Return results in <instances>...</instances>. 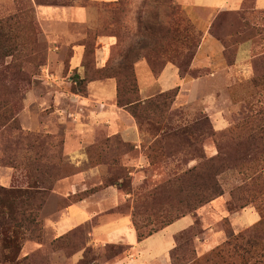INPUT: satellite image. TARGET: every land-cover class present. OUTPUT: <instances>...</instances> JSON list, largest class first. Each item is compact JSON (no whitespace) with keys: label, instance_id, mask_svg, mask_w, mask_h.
Listing matches in <instances>:
<instances>
[{"label":"rangeland","instance_id":"rangeland-1","mask_svg":"<svg viewBox=\"0 0 264 264\" xmlns=\"http://www.w3.org/2000/svg\"><path fill=\"white\" fill-rule=\"evenodd\" d=\"M125 1L129 6L124 8V12L118 9V3L114 5L111 3L112 5L108 7L103 5V2L92 0H0V19L16 17L20 22L19 26L24 27L27 24L33 29L30 35L31 56L26 54L29 46L24 31L16 27L20 57H7L0 63V103L8 101V107L18 108L16 119L21 128V136L12 143L10 140L17 133L8 130L2 133L0 130V186L26 187L29 183L39 182L51 183L52 188L56 189L55 193L49 191L40 211L41 241L26 240L22 247L21 256H29L32 264H106L113 260L108 258L107 247L110 245L104 247L90 245L85 229L82 233L73 235L72 241L66 243L64 248L53 249L51 242L58 236L48 223L57 220L64 210L61 201L66 199L64 194L68 191V181L81 182L83 172L87 170L81 164L73 163L64 149L66 140L67 150L80 142L81 138L77 137L75 129L87 124V110L76 107L73 103L81 96L87 97L91 91L94 94L97 92L98 100L107 101L114 96L112 103L116 105L113 78L88 83L85 93L74 90L77 84L75 79L83 76L81 62L80 67L71 69L72 59L76 62L74 47L93 50L97 66L95 51L99 37L111 40L108 59L112 61L116 60L119 48L134 44L136 41L134 31L137 27L135 16L139 11L142 12L141 15L148 17L149 9L139 8L143 0ZM172 1L179 8L182 19L186 20L192 29L184 31L182 27L185 25L181 21L179 29L183 32L180 33L182 35L179 36L178 43L174 40L170 44L168 42L162 45L163 49H167V53L158 50L151 56L140 57L134 63L138 97L141 101L163 89L179 86L178 94L165 119L164 152L157 151V162L151 164L147 171L150 178L143 184L132 185L129 174L132 168L126 163L125 156L133 152V144L124 141L118 135H107L100 129L101 134L97 137V143L102 152L95 153L99 163L93 164L90 161L89 164L91 166L101 164L103 167L100 184L96 185L94 192L111 183L118 185L120 180L121 193L134 194L125 201L121 199L123 212L131 202L133 204V198L137 194H142L192 167L188 166L190 161L194 160L197 164L218 152L227 166V170L219 176L224 193L218 198V202L213 204L214 207L203 205L195 211L193 218L197 221V232L184 246L188 253L201 256L221 244L231 233L243 231L255 224L261 215L264 217V79L258 77L264 74L262 58L264 35L258 31L262 29V24L255 18L256 10H250L243 17H239L237 13L230 14L223 24L214 27L211 35L223 46L221 38L224 37L227 44H231L232 41L229 40L231 36L236 32H242L241 37L244 36L245 39L241 40L236 48L238 49L245 40H250L251 50L254 48L255 53L262 56L263 63L260 60L253 61L252 51L245 64L241 61L243 57L240 52L236 55L231 49L221 54L216 51L205 57L203 56L205 44L200 50L199 46L207 21L216 7L214 4H208L209 7L203 8L199 14L195 6L200 5L202 0H186L181 5L176 0ZM41 6L74 7L75 16L78 18L87 17V14L80 10L85 8L92 12V16L89 17L91 21L83 24L48 22L46 18L48 19L49 15L37 12ZM156 9L162 16L165 6H157ZM124 13L129 14L128 23L126 20L121 26L125 34L112 21L113 17L125 15ZM64 28L66 32H71L70 38L64 39L57 35L61 34L59 32ZM115 35H118L117 40ZM28 38L29 36L27 41ZM209 41L214 39L206 40ZM98 48H101V45ZM176 49L181 50V53L194 52L191 69L182 75L183 80L175 65L168 61ZM165 60L170 66L163 68L160 78L157 79L161 66L166 63ZM27 70L34 72L30 84L20 79L17 74L18 71ZM138 77L141 87L138 84ZM254 77L257 78L255 81ZM191 80H194L193 83L187 85ZM214 80L220 81L221 85L214 86L212 83ZM182 85L183 87H180ZM127 96L132 95L128 93ZM58 97L60 101L56 100ZM104 101H91L94 111L107 109L108 103ZM116 106L126 111L135 121L126 109ZM215 116L219 117L216 121ZM110 125L111 122L106 124L103 120L101 126L97 128ZM211 129L217 134H211ZM29 133L32 137L36 136L37 140H31ZM141 134L145 137L143 145L149 146L150 143L147 142L151 141L152 137L148 132ZM249 135H256L259 139L254 141ZM153 154L155 155V152ZM162 165L166 167L162 168L164 167ZM87 181L91 185L90 180L83 182ZM252 182V188L247 192L245 187L237 190L238 186L243 187ZM241 202L246 204L238 208L236 203ZM235 212L240 214L234 216L231 221L228 218V221H224V216ZM186 219L170 226L155 238L162 243H172L173 233H170H175L174 230L177 228H186L184 225ZM213 236L217 239H211ZM75 255L77 260L73 258Z\"/></svg>","mask_w":264,"mask_h":264},{"label":"trees","instance_id":"trees-1","mask_svg":"<svg viewBox=\"0 0 264 264\" xmlns=\"http://www.w3.org/2000/svg\"><path fill=\"white\" fill-rule=\"evenodd\" d=\"M253 1L245 0L244 7L240 11L219 12L213 20L209 32H213L217 24H223L225 18L230 14L237 13L239 17H243L250 10H254ZM111 3L113 5L118 3V9L124 12V8L129 6L125 0L103 2V5L110 7ZM161 5L165 6L162 16L156 9L157 6ZM143 7L149 9V13L147 14L148 17H145L141 15L142 12L139 13L138 11L135 16L137 25L134 31L136 35L135 43L119 48L115 61L108 59L103 66L97 67L94 61V51L91 49L83 50L81 59L83 76L77 77V80L75 79L77 84L74 90L85 93L88 83L98 79L113 78L116 87V105L126 109L131 114L140 132H148L152 137V142L145 150V154L149 163L154 164L157 162V151L164 152L165 149L163 144V136L166 134L165 119L178 94L179 86L161 91L141 101L138 97L134 63L140 57L151 56L158 50L167 53V49H163L162 45L168 42L170 44L174 40L178 43L179 36L182 35L180 33L183 30L192 29V26L182 19L179 8L172 0H143L139 8ZM124 14L112 18V21L116 23V27L121 31V26L125 24L129 15ZM255 18L258 23L262 24V29H258V31L264 35V10L257 11ZM181 21L185 25L184 28L182 27V31L179 29ZM126 23H128V20ZM19 24L20 22L16 20V17L0 19V63L7 57H20L19 35H17L16 27L24 31L26 35V43L29 46L26 54L29 56L32 54L30 35L33 29L30 25L26 24L21 27ZM93 33L95 35V32ZM122 33L125 34L123 31ZM27 36H29L28 41ZM241 36L242 32L234 33L229 39L232 41L231 44H227L224 37L221 38L224 46L223 52L225 53L228 49H231L235 54L237 51L236 46L241 40L245 39L244 36ZM114 37L117 40L118 35ZM251 51L253 52V61L255 59L263 63L262 56H258L259 53L256 54L254 48ZM173 52V57L168 61L170 60L175 65L182 79V75L188 73L191 69L194 52L181 53V50L178 49L173 50ZM262 58H264V55ZM168 61L165 60L166 63L161 66L158 74L161 73ZM90 65L93 67H89ZM17 74L20 79L30 84L34 72L32 70L18 71ZM258 77L264 79V74H260ZM256 79L254 77L253 81ZM128 93L132 96H127ZM17 111L18 108L8 107V101L7 103H0V130L2 133L5 130L17 133L11 138V143L21 136V128L16 119ZM211 130V134H217L216 131ZM169 134L167 133V135ZM28 135L31 140H37L36 136L32 137L30 133ZM249 138L254 141L259 139L256 135H249ZM98 147L100 145L95 144L87 148L89 159L93 164L99 163L95 158ZM226 170L227 166L217 152L215 156L202 159L197 164L173 175L156 187L142 194H137L133 199L131 221L136 230L138 241L149 237L186 215L194 214L203 205L221 197L224 189L219 176ZM252 185L253 182L243 187L238 186L237 190L239 191L245 187L247 192L252 188ZM51 188V183L39 182L29 183L26 187L0 186V264H32L29 256H21V251L26 240L41 241L42 223L39 215ZM94 188L71 195L66 201H61V204L68 205L70 202L79 201L88 196L90 192H94ZM236 204L238 208H241L245 206L246 202ZM223 219L228 221L227 217ZM196 224L197 221H194L192 225L174 236L175 245L170 251L172 264H264L263 215L249 228L235 234L231 233L221 244L201 256L188 253L184 249V246L196 235ZM83 230L82 226H77L73 230L56 237L51 242V247L55 250L64 248L66 243L72 241L73 235L82 233ZM107 248L109 249V259L116 258L120 254L129 251V248L123 245L111 244Z\"/></svg>","mask_w":264,"mask_h":264},{"label":"crops","instance_id":"crops-1","mask_svg":"<svg viewBox=\"0 0 264 264\" xmlns=\"http://www.w3.org/2000/svg\"><path fill=\"white\" fill-rule=\"evenodd\" d=\"M92 1L114 2L115 0H92ZM184 1L186 0H176V2L179 3L180 5ZM211 1H215V2H211ZM244 2L245 0H202V2H200L201 3L200 5L195 6L199 14L202 13L203 8L209 7L208 4H214V6L216 7V10L212 14L210 20L207 21V24L203 31L201 44L199 46V50H200L202 48V45L205 44L204 47L205 50L203 56L206 57L208 55H212V53L216 51L218 54H221L224 51V47L221 45V43L217 39H215L209 32V28L213 20L218 15V13L222 11H231V12L240 11L244 7ZM74 9L76 8L64 7V6L57 8L41 6V8L37 10V12L39 14L42 12V14L45 13L49 15V18L48 19L46 18V20L48 22H55L56 24L58 21L59 22L63 21V23L81 22L80 24L88 23L91 21L89 20V17L92 16V12H90L85 8L84 9L80 8L81 12H83V14H87L88 18L87 17L78 18L75 16ZM253 9L256 11L264 10V0H254ZM59 33L61 34H57V35L64 39L71 37V32L70 31L66 32L65 28L63 29L62 32ZM208 38L214 39V41L206 42ZM110 44H111V40L109 38L107 37L98 38L97 49L95 51L97 67L103 66L105 61L108 59L110 54ZM99 45H101V48H98ZM199 50H198V54L200 52ZM239 52L241 57H243L241 61L244 62L245 64L249 60L251 55L250 40H246L238 46L236 55ZM82 55H83V48L80 46L74 47V57L76 56V62H74L72 59L73 63L71 69H76L80 67ZM236 63H238V60L236 61ZM168 66L170 65L167 64L164 67V69H166ZM161 73L157 79L160 78ZM137 80L139 87H141L139 77L137 78ZM101 81H105V80H101ZM193 81L194 80L188 81L187 85L192 84ZM214 81L212 82L214 86L221 85L220 81H215V82ZM180 87H183V85ZM165 90L167 89H163L161 91H165ZM95 93L96 94H94V92L89 91V95L87 97L81 96L79 97V99L76 100V102L73 103L74 106L81 107L82 109L84 108L85 110H87L88 112L87 124L86 126H83L79 129L78 128L75 129V132L77 133V137L81 138L80 142L76 143L75 145L72 146V148L67 150V140H66L64 149L68 152V156H70V160L73 163L81 164L87 170L83 172L84 175H83V179H81V182L68 181L69 182V187L67 188L68 191L64 194V198L66 199L62 201H66L71 195L84 192L88 189H91L92 187L93 188L96 187L97 184H100L99 179L101 177L102 174L101 171H103V167L101 164H98V166H91L89 164L90 159L87 152V148L95 144H98L97 137L101 134L99 131L100 129L104 130L107 135H112V136L118 135L124 141L133 144V152L125 156L126 163H128L132 168L129 173L131 176L132 185L143 184L148 180V178H150L147 171L148 168L151 167V164L149 163L145 154V150L147 149L148 146L145 147L143 145L145 137L139 131L136 122L129 115H127L126 111H124L121 108H118L115 104L112 103V101L114 100V96L110 97L107 101H104V100H98L97 99L98 97H96L97 92ZM59 99L60 98L58 97V99L56 100ZM91 101H97V102L104 101L108 103V108L97 109L94 111L95 108L92 107ZM218 118L219 117L215 116L214 120L216 121L218 120ZM103 120H105L106 124L111 122V125L109 127L103 126L102 128H97L98 126H101V122ZM151 142L152 140L147 142V144ZM97 151L102 152V148L98 147L96 149V153ZM194 164L195 161L192 160L189 162L188 166H193ZM162 166H161L162 168L166 167L165 165ZM82 180L83 181L90 180L91 185L88 184V181L83 182ZM118 182H119L118 185L116 183H111L106 187H103L102 189L97 190L89 194L88 196L83 197L79 201L70 202L68 205L62 204L64 210L61 216L58 217L57 220L55 221H49L48 225L53 228L57 236H61L73 230L77 226H82L87 231V236L90 241V245L96 247H104L106 245L115 244V245H123L129 248V251L127 253L124 252L123 255L116 257L115 259L113 258L112 261L106 264H172L170 258V251L175 245L174 236L194 223L193 214L186 215L180 218L179 220H176L175 222L171 223L170 225L164 227L163 229L153 233L149 237L141 241H138L136 230L131 221V212L133 210L132 202L129 207L124 208L123 212H121L122 211L121 199L123 198V200L125 201L127 198L134 196V194L133 193L122 194L119 188L121 184L120 180H118ZM50 191L55 193L56 189L51 188ZM218 200L219 199L217 198L212 202L206 204L205 206L212 208L213 204L218 202ZM51 203H49L50 206ZM238 214L240 213L235 212L231 215H228L227 218L231 221V219H233V217L237 216ZM187 217H191V219H186ZM184 219H186L184 225H186L187 227L185 226L186 228L183 229L177 228L174 230L175 233L174 232L170 233V234L173 233L172 243L170 242L162 243L160 240L155 238L162 231H165L170 226H173L177 224L179 221ZM44 238H46L45 235ZM211 239H217V237L213 236L211 237ZM73 258L77 260V255L73 256Z\"/></svg>","mask_w":264,"mask_h":264}]
</instances>
